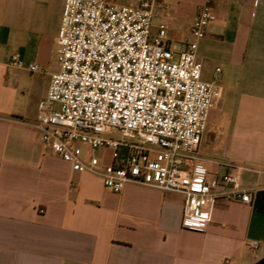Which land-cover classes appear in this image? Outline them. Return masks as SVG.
I'll return each instance as SVG.
<instances>
[{"label":"crops","instance_id":"1","mask_svg":"<svg viewBox=\"0 0 264 264\" xmlns=\"http://www.w3.org/2000/svg\"><path fill=\"white\" fill-rule=\"evenodd\" d=\"M64 1L0 0V264H264V0H211L215 17L198 41L202 79L218 92L197 158L211 175L238 169L252 200L219 199L195 231L182 227V196L136 184L113 193L42 143L38 106L59 69ZM198 5L167 2L175 53L186 47ZM160 23L153 20L154 35ZM14 54L21 68L10 65ZM30 64L43 72H29Z\"/></svg>","mask_w":264,"mask_h":264},{"label":"built area","instance_id":"2","mask_svg":"<svg viewBox=\"0 0 264 264\" xmlns=\"http://www.w3.org/2000/svg\"><path fill=\"white\" fill-rule=\"evenodd\" d=\"M168 1L65 0L59 69L38 106L36 128L55 156L76 173L98 176L113 193L136 184L182 196V227L195 231L208 224L219 199L250 204L252 197L238 169L211 175L197 158L218 92L202 79L197 57L198 41L215 17L212 1L199 0L180 53L166 42ZM155 19L161 23L154 35ZM10 65L23 66L17 54ZM28 71L43 72L36 64ZM105 158L109 163L102 165ZM247 246L254 252L259 243Z\"/></svg>","mask_w":264,"mask_h":264},{"label":"rangeland","instance_id":"3","mask_svg":"<svg viewBox=\"0 0 264 264\" xmlns=\"http://www.w3.org/2000/svg\"><path fill=\"white\" fill-rule=\"evenodd\" d=\"M54 109H55L56 111H58V110H59V106L56 104V105L54 106ZM84 150H86V149H84Z\"/></svg>","mask_w":264,"mask_h":264}]
</instances>
